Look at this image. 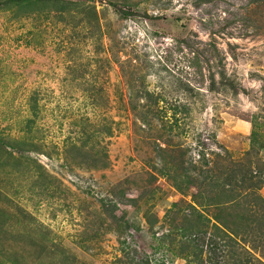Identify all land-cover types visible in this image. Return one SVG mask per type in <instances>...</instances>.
I'll return each mask as SVG.
<instances>
[{
	"label": "rangeland",
	"instance_id": "rangeland-1",
	"mask_svg": "<svg viewBox=\"0 0 264 264\" xmlns=\"http://www.w3.org/2000/svg\"><path fill=\"white\" fill-rule=\"evenodd\" d=\"M198 1L0 2V264L221 262L214 229L190 247L184 213L166 214L198 193L174 178L220 173L224 151L246 167L253 126L264 141V0ZM174 103L193 111L171 133Z\"/></svg>",
	"mask_w": 264,
	"mask_h": 264
},
{
	"label": "trees",
	"instance_id": "trees-1",
	"mask_svg": "<svg viewBox=\"0 0 264 264\" xmlns=\"http://www.w3.org/2000/svg\"><path fill=\"white\" fill-rule=\"evenodd\" d=\"M51 1H54L59 6L66 4V0H0L1 6L7 8L13 4L15 7L30 5L32 3L47 5ZM205 1L199 0L198 3L202 4ZM175 20L183 22L180 18H176ZM197 65L201 72L199 64ZM139 80L140 82L136 80L135 83L131 78L128 88L133 95L137 93L136 97L138 99L142 98L148 102L142 106L143 110H145L142 111L143 115L145 117L152 115L151 111L155 107H159L156 108V114H161L164 108H160V103L164 101L154 99L155 94L149 92L147 89L139 90L140 88L136 86L138 83L143 85V88L145 85L143 78H139ZM211 81L213 84L211 91H214V76L211 77ZM223 81H226V84L236 91L232 81L226 80L225 76H223ZM186 89L187 92L194 96L195 90L189 88V86ZM167 107L169 109L164 113V117H161L163 118L161 121H163L164 128H168L164 122H169L167 123L170 126L168 131L172 133L179 128L174 122H170L176 120L178 114L181 113L189 116L193 108L189 104L179 103L167 105ZM132 109L136 111L138 106L135 105ZM143 121L145 124L148 123V120ZM257 128L253 126L250 140L251 147L250 151L246 154L248 155L247 162L249 163H247L246 167L235 163L228 156V152L224 151V158H229L230 166H227L220 173H215V170L208 169L199 174H193L192 170V172L174 178V182L177 183L175 188L183 197L188 194L190 195L192 187L196 188L198 193L192 196L191 202H187L186 209L184 210L180 208V204H173L172 208L168 210L166 217L169 218L173 212L178 214L184 213L187 224L180 229V232L185 236L186 243L190 247L199 243L206 246L207 244L200 237L207 240L206 237L209 235V229L212 228L216 231L213 234L219 242L211 240L207 247L210 249L209 259L212 260L217 256L221 262L211 261L210 264H254L255 262L264 264V197L261 195V190L264 187V164H260V154H264V141H262L259 132L256 131ZM84 139L87 143L86 145L90 144L89 140ZM73 146L77 148L76 143H72L71 148ZM93 149L95 148L93 147ZM216 155L218 158H221L219 154ZM100 156L101 154H98V157ZM198 156L203 157L201 161L202 167L208 168L210 162L205 159L206 155L202 153ZM249 157H251L250 160ZM254 161L258 162V165H253ZM161 173L166 174L167 171L165 170ZM208 210L215 211L213 217L207 215L206 211ZM1 220H3V213L0 210V232L5 225ZM197 247L200 250L203 249L202 245H198ZM55 254L57 252L53 253V255ZM65 260L68 261V258H65ZM64 261L62 262L64 263ZM16 262H19L18 258H15L13 263Z\"/></svg>",
	"mask_w": 264,
	"mask_h": 264
}]
</instances>
